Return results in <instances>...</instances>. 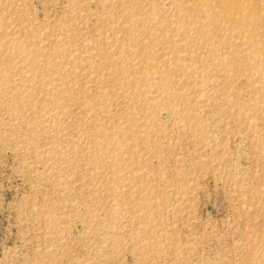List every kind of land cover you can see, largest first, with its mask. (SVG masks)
Masks as SVG:
<instances>
[{
  "label": "rangeland",
  "instance_id": "1",
  "mask_svg": "<svg viewBox=\"0 0 264 264\" xmlns=\"http://www.w3.org/2000/svg\"><path fill=\"white\" fill-rule=\"evenodd\" d=\"M0 264H264V0H0Z\"/></svg>",
  "mask_w": 264,
  "mask_h": 264
},
{
  "label": "bare ground",
  "instance_id": "2",
  "mask_svg": "<svg viewBox=\"0 0 264 264\" xmlns=\"http://www.w3.org/2000/svg\"><path fill=\"white\" fill-rule=\"evenodd\" d=\"M112 65V64H111Z\"/></svg>",
  "mask_w": 264,
  "mask_h": 264
}]
</instances>
